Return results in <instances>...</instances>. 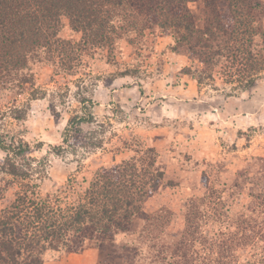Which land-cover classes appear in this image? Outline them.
I'll list each match as a JSON object with an SVG mask.
<instances>
[{"label":"rangeland","instance_id":"374dc122","mask_svg":"<svg viewBox=\"0 0 264 264\" xmlns=\"http://www.w3.org/2000/svg\"><path fill=\"white\" fill-rule=\"evenodd\" d=\"M256 1L262 7L253 39L227 51L218 36L222 56L208 55L206 65L157 27L128 28L113 46L86 50L82 34L64 20L60 37L82 49L81 56L62 62L56 53L33 61L29 83H0V134L8 141L23 137L31 148L11 160L16 177L0 149V213L24 191L70 202L71 192H83L99 169L134 160L140 180L161 176L144 203L152 217L137 218L114 243L83 235L60 251L88 252L95 264H162L163 246L222 241L242 230L239 219L264 229V0ZM188 9L199 28L210 26L217 35L218 16L219 24H230L227 9L217 14L203 0ZM78 116L93 122L82 124L80 141L68 146L64 131ZM192 225L195 234L185 238ZM249 251L237 248L235 255L243 262Z\"/></svg>","mask_w":264,"mask_h":264},{"label":"trees","instance_id":"16d2710c","mask_svg":"<svg viewBox=\"0 0 264 264\" xmlns=\"http://www.w3.org/2000/svg\"><path fill=\"white\" fill-rule=\"evenodd\" d=\"M194 1L0 0V83L12 86L29 83L33 61L53 58L56 53L62 57V62L81 56L82 49L75 50L60 37L64 20L70 22L75 32L82 34L86 50L87 46L92 49L113 46L115 35L128 28L134 33L141 30L143 33L157 27L168 32L175 44L186 43L191 54L198 55L205 65L208 55L222 56L220 46L214 45L218 36L224 38V50L232 51L245 42V37L253 39L256 35L255 13L262 7L259 1L203 0L214 12L229 11V25L219 24L220 16L216 20L218 26L214 28L219 35L210 31V26L203 29L197 26L188 9V4ZM195 49H199V53ZM91 122L92 116L72 119L64 131L63 143L77 144L82 136L81 125ZM0 149L8 156L6 162L10 163L11 174L18 176L17 166L11 160L27 155L31 149L29 143L19 136L8 141L0 134ZM147 153L154 159L158 156L153 148ZM141 169L134 160L101 168L83 192H71L67 198L70 202L59 197H41L35 191L17 194L0 213V264H44L47 251L69 248L73 238L83 235L111 239L114 243L117 235L131 231L130 226L137 218L146 221L152 217L144 212V203L157 189L161 176L144 182L140 180ZM149 185L152 190L146 191ZM262 205L264 207V203ZM187 220L189 225L193 223L188 215ZM235 223L242 230L229 236L225 234L227 239L222 241L184 239L174 247L163 246L167 252L162 254H167L161 258V263L178 264L176 260L182 264H198L202 259L200 264H264V229L253 220L239 219ZM193 229V225L189 226L184 237H192ZM197 241L204 253L201 258L195 252ZM191 247L194 250L189 255ZM237 248L249 249L252 255L241 262L235 255ZM82 249L81 246L79 250Z\"/></svg>","mask_w":264,"mask_h":264},{"label":"crops","instance_id":"0c3cea01","mask_svg":"<svg viewBox=\"0 0 264 264\" xmlns=\"http://www.w3.org/2000/svg\"><path fill=\"white\" fill-rule=\"evenodd\" d=\"M44 264H95V261L90 259L88 252L47 251L44 255Z\"/></svg>","mask_w":264,"mask_h":264}]
</instances>
